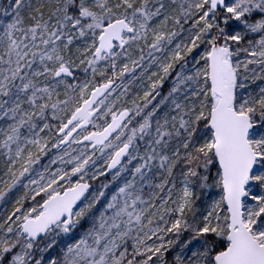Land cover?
Instances as JSON below:
<instances>
[{
	"label": "snow or ice",
	"instance_id": "1",
	"mask_svg": "<svg viewBox=\"0 0 264 264\" xmlns=\"http://www.w3.org/2000/svg\"><path fill=\"white\" fill-rule=\"evenodd\" d=\"M0 264H264V0H0Z\"/></svg>",
	"mask_w": 264,
	"mask_h": 264
}]
</instances>
